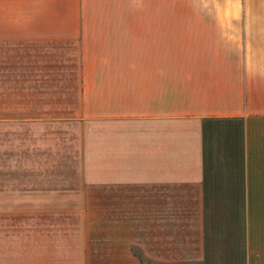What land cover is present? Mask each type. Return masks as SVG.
<instances>
[{"label": "crops", "instance_id": "1", "mask_svg": "<svg viewBox=\"0 0 264 264\" xmlns=\"http://www.w3.org/2000/svg\"><path fill=\"white\" fill-rule=\"evenodd\" d=\"M3 123L11 154L0 168H26L27 198L31 134L55 125L63 135L39 166L78 172L46 192L137 193L140 225L161 248L179 226L157 219L174 213L160 199L229 200L242 254L219 224L218 254L196 261L264 264V0H0ZM34 214L0 207V264H35Z\"/></svg>", "mask_w": 264, "mask_h": 264}, {"label": "rangeland", "instance_id": "2", "mask_svg": "<svg viewBox=\"0 0 264 264\" xmlns=\"http://www.w3.org/2000/svg\"><path fill=\"white\" fill-rule=\"evenodd\" d=\"M0 125V160L4 161L11 154L9 147H5L11 140V124ZM62 133L63 129L60 130L55 125H47V128L41 125L34 127V133L30 137L36 161L31 176L33 184L30 186L33 188L29 187L33 189L29 193L32 197H26V174H22L26 168H0V207L35 209V264H213L196 259L203 254H218L219 247L213 237L218 234L216 229L219 224H226L228 227V240H233L230 241L233 244L232 254H242L233 229L241 219L231 211L233 202L229 200L160 199L159 206L164 207V210L172 208L174 213L157 215V219H161L160 222L165 226H170L171 221L173 225L179 226V229L162 232L171 235L170 238L174 240L165 239L161 248L155 243V232L145 231L140 225L142 216L139 212L145 207V202L137 197V193H130L131 196L125 198L82 199L68 196L73 193L46 192L50 186L59 187L60 184L56 182L58 179L66 177L73 180L78 172L75 167L39 166L42 159L52 156L50 144L59 141ZM68 133L64 136L66 141L72 136ZM25 138V135H19L18 141L23 142ZM53 154L57 156V152ZM146 206H150L148 200ZM224 208L225 214L222 212ZM147 218L154 222L155 216L148 215ZM202 226H206L205 233L212 236L210 240L207 239L205 246ZM43 241H48L50 246L46 243L43 246ZM157 250L168 260L156 261ZM47 253H50L49 259L46 257ZM172 254L175 257L182 255L181 260H170Z\"/></svg>", "mask_w": 264, "mask_h": 264}]
</instances>
